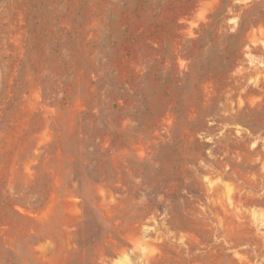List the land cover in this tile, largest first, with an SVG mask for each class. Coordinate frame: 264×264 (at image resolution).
Masks as SVG:
<instances>
[{
  "label": "rangeland",
  "instance_id": "obj_1",
  "mask_svg": "<svg viewBox=\"0 0 264 264\" xmlns=\"http://www.w3.org/2000/svg\"><path fill=\"white\" fill-rule=\"evenodd\" d=\"M0 264H264V0H0Z\"/></svg>",
  "mask_w": 264,
  "mask_h": 264
}]
</instances>
